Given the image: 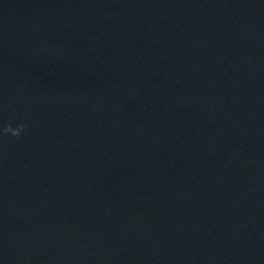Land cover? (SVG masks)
Masks as SVG:
<instances>
[{
    "label": "water",
    "instance_id": "obj_1",
    "mask_svg": "<svg viewBox=\"0 0 264 264\" xmlns=\"http://www.w3.org/2000/svg\"><path fill=\"white\" fill-rule=\"evenodd\" d=\"M0 264H264V0H0Z\"/></svg>",
    "mask_w": 264,
    "mask_h": 264
},
{
    "label": "clouds",
    "instance_id": "obj_2",
    "mask_svg": "<svg viewBox=\"0 0 264 264\" xmlns=\"http://www.w3.org/2000/svg\"><path fill=\"white\" fill-rule=\"evenodd\" d=\"M21 127H23V126H21ZM19 132H17V134H18Z\"/></svg>",
    "mask_w": 264,
    "mask_h": 264
}]
</instances>
